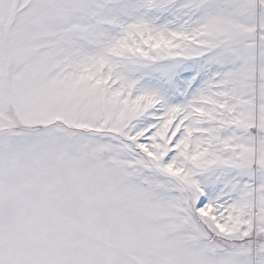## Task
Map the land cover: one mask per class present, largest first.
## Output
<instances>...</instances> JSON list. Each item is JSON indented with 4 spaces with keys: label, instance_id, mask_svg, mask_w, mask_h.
Listing matches in <instances>:
<instances>
[{
    "label": "snow or ice",
    "instance_id": "obj_1",
    "mask_svg": "<svg viewBox=\"0 0 264 264\" xmlns=\"http://www.w3.org/2000/svg\"><path fill=\"white\" fill-rule=\"evenodd\" d=\"M0 264H264V0H0Z\"/></svg>",
    "mask_w": 264,
    "mask_h": 264
}]
</instances>
